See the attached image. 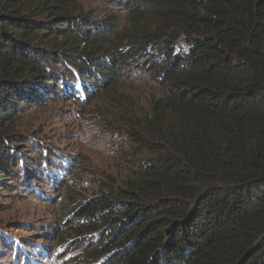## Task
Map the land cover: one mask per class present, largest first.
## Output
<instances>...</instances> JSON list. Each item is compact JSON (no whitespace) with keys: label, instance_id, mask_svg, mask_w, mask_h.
Masks as SVG:
<instances>
[{"label":"trees","instance_id":"obj_1","mask_svg":"<svg viewBox=\"0 0 264 264\" xmlns=\"http://www.w3.org/2000/svg\"><path fill=\"white\" fill-rule=\"evenodd\" d=\"M100 2L102 15L84 0H0V194L23 179L63 195L40 250L70 264H264V0ZM145 75L160 95L102 117L125 135L131 179L68 187L77 168L21 119ZM7 243L13 264L23 250Z\"/></svg>","mask_w":264,"mask_h":264},{"label":"rangeland","instance_id":"obj_2","mask_svg":"<svg viewBox=\"0 0 264 264\" xmlns=\"http://www.w3.org/2000/svg\"><path fill=\"white\" fill-rule=\"evenodd\" d=\"M84 2L97 8L98 15L105 13L100 0ZM160 94V90L154 86L148 75L131 77L124 79L112 92L95 99L90 106H85L86 104L80 101L61 102L55 97L42 109L31 110L21 119L20 128L26 135L41 139V142L51 147L50 154H53L55 160L69 159L66 169L71 166L77 170L73 176L70 173V176L66 177L68 187L90 194L102 183L111 181L115 186H122L133 176L126 160L130 157L131 149L121 140L125 135L121 136L119 130L105 132L102 129L104 114L109 117L107 123L112 124L117 120V115L112 114L109 109L122 99L138 98V102L129 108L133 109L135 105L146 106L154 96ZM56 168L54 163L49 162V166H43L42 169L45 175L49 169L47 177L50 178L55 177L51 173L56 172ZM29 186L31 188L20 179L0 194V241L3 239L0 247L7 251L4 244L8 241L13 242L12 252L16 253L17 248L23 250V255L15 259L13 264H25V252L32 256L31 259L35 263L70 264L68 261L72 256L65 254L63 250H51L53 252L49 255L40 250L43 246L40 244L43 243V232L55 230V227L60 225L67 216L68 202L63 195L51 200L55 192L47 186L45 180L42 183L33 182ZM60 200H64V204L59 202ZM56 201L59 202L57 205ZM60 232L61 229L58 234ZM1 248L2 263L12 264L11 256ZM16 255L19 256L18 253Z\"/></svg>","mask_w":264,"mask_h":264},{"label":"clouds","instance_id":"obj_3","mask_svg":"<svg viewBox=\"0 0 264 264\" xmlns=\"http://www.w3.org/2000/svg\"><path fill=\"white\" fill-rule=\"evenodd\" d=\"M37 264H42L41 262H38Z\"/></svg>","mask_w":264,"mask_h":264}]
</instances>
